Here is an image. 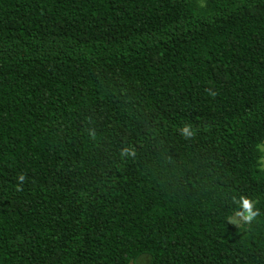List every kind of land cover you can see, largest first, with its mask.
Here are the masks:
<instances>
[{
    "label": "trees",
    "instance_id": "obj_1",
    "mask_svg": "<svg viewBox=\"0 0 264 264\" xmlns=\"http://www.w3.org/2000/svg\"><path fill=\"white\" fill-rule=\"evenodd\" d=\"M257 145L264 0H0V264H264Z\"/></svg>",
    "mask_w": 264,
    "mask_h": 264
},
{
    "label": "clouds",
    "instance_id": "obj_2",
    "mask_svg": "<svg viewBox=\"0 0 264 264\" xmlns=\"http://www.w3.org/2000/svg\"><path fill=\"white\" fill-rule=\"evenodd\" d=\"M180 132L182 135L190 137L193 135L192 130L190 128V125L185 124L181 129ZM258 150L261 152H264V145H257ZM125 154H132L134 153H129L128 150H124ZM20 181H23L24 177L23 175H20L18 178ZM238 208H235L233 210L234 215H230L228 220L229 222H240L241 220L245 224H251L256 220V218L259 215L258 210L255 207V202L250 199L247 196H240L238 200ZM239 217V220L237 219Z\"/></svg>",
    "mask_w": 264,
    "mask_h": 264
},
{
    "label": "rangeland",
    "instance_id": "obj_3",
    "mask_svg": "<svg viewBox=\"0 0 264 264\" xmlns=\"http://www.w3.org/2000/svg\"><path fill=\"white\" fill-rule=\"evenodd\" d=\"M262 166H264V152H263V158H262ZM238 220H239V217L237 218ZM233 224H236V225H239V224H241L242 223V220L238 223V222H236V221H234V222H232ZM131 264H133V263H131Z\"/></svg>",
    "mask_w": 264,
    "mask_h": 264
}]
</instances>
